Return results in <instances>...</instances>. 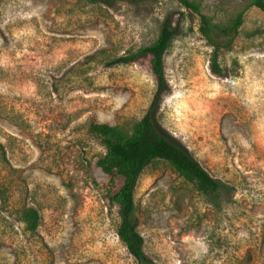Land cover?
Here are the masks:
<instances>
[{"label":"rangeland","instance_id":"obj_1","mask_svg":"<svg viewBox=\"0 0 264 264\" xmlns=\"http://www.w3.org/2000/svg\"><path fill=\"white\" fill-rule=\"evenodd\" d=\"M195 1L217 25L243 12L236 34L204 38L175 0H0V264H137L117 236L108 196L119 182L96 165L105 148L89 125L129 133L147 113L226 187L145 165L131 218L147 257L264 264V11ZM171 13L160 90L147 60L109 64L150 45ZM27 207L39 214L33 232Z\"/></svg>","mask_w":264,"mask_h":264},{"label":"trees","instance_id":"obj_2","mask_svg":"<svg viewBox=\"0 0 264 264\" xmlns=\"http://www.w3.org/2000/svg\"><path fill=\"white\" fill-rule=\"evenodd\" d=\"M87 1L89 3L105 2V0ZM175 1L185 10L198 16L199 32L206 39L210 38L214 30L221 35L232 36L236 34L243 21V12H238L225 25L213 24L210 17L202 13L199 2L195 0ZM249 5L264 11V0H250ZM174 15L181 16L182 12H176ZM171 20H173L172 13L162 24L158 35L150 45L134 53L118 57L109 64H128L147 60L158 82V90H160L164 82L163 57L173 33L168 23ZM211 67L219 71L216 51H213ZM89 130L100 137L105 148V153L96 161V165L110 176L111 181L119 182V186L109 194L108 200L119 207L121 219L116 233L137 264H153L143 250V238L137 231V222L131 218L135 209L134 188L145 165L152 160H163L185 181H195L213 193L226 188L189 153L161 135L155 128L149 113L138 120L129 133L123 132L117 126L105 123H91ZM22 220L26 229L33 232L39 224V214L34 208L27 207L22 210Z\"/></svg>","mask_w":264,"mask_h":264}]
</instances>
